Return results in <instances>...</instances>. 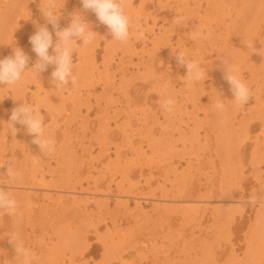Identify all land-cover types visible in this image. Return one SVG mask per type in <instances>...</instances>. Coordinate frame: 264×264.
I'll use <instances>...</instances> for the list:
<instances>
[{
  "label": "bare ground",
  "instance_id": "bare-ground-1",
  "mask_svg": "<svg viewBox=\"0 0 264 264\" xmlns=\"http://www.w3.org/2000/svg\"><path fill=\"white\" fill-rule=\"evenodd\" d=\"M41 2L42 0H0L1 59L5 53L12 54L13 47H20L29 56L31 62H29L28 67H32L36 63L38 57L36 55L32 57L29 46L23 45L25 41H29L30 36L36 31L37 24L45 25L47 23L41 15L40 6H44ZM69 3H72L74 7L73 12L82 9L80 0H58V7L63 8L59 21L60 26L67 27L70 23L72 12L69 13L70 15L66 13ZM33 4H35V7L32 8ZM205 4L206 7H204ZM219 6H234L236 8L232 14L228 13L217 20L214 11ZM126 10L132 22L130 37L124 43L111 39V44L109 42L106 44L107 46L105 45L107 47L105 50V64L113 61V54H116V56L120 54V59L119 62L117 61L119 65L109 64V68L103 72L101 78L96 76V69L99 67L96 65L97 59L95 58L94 49L98 47L101 41L108 42L107 38H112V36L107 27L99 23L94 13L85 11L83 13L85 20L90 23L94 31L98 29V32L96 31V40L93 44L84 45V48L74 47L73 55L78 54L79 56L77 65L73 64V75L76 77L74 86L69 83L68 86L57 89L51 80V72L54 66H49L46 71L40 74L29 68L24 73H27L26 76L19 81L17 86H8L12 88L11 98L15 101V104L25 101L28 85L34 84L36 86L37 90L32 93L31 104L35 102L33 105L45 110V115H42L44 121L51 118V122L45 125V132L54 141V153L49 155L41 152L39 147L32 143L33 136L27 133L24 126L17 124L18 131L16 135L13 136L10 133L11 126L4 120L6 111L3 110L6 100H3V98L8 96L4 92L2 93L0 89V187L21 189V191H10L18 202L19 215L12 217L0 215V232L4 230L11 231L12 229L21 235L25 245L32 251L31 264H45L49 257L39 256V254L46 253V249L51 243L48 240L52 238H58L56 242L53 241L55 244L63 239L62 243L66 240L67 244H80V246L85 247L83 252H77L78 258H81L80 263L76 260L77 264H96V260L103 257L104 254L102 252L97 257L89 256L90 250L95 247L94 245L93 247L89 246V235L93 229L96 234L100 233L99 228L104 220H108L107 217L111 218L113 225H123V220H128L127 222L132 227H137L138 230H141L142 227L143 230L148 229L146 232L143 231L142 236L153 233L160 226V232H163L161 238L175 242L174 238L179 237L180 241L186 244L183 256L177 259L165 255L166 257L162 261L156 259L154 264H170L171 261H173V264L181 261L183 264L188 261H193V264H217L218 261L223 260L229 254L233 257L239 254L251 257V252L258 248H262L264 251V223L260 225L257 220L259 226L254 224L253 233L248 236L243 227L247 222L251 221L252 223V217L247 215L245 210L242 211V204H240L250 198V193L248 192V194L245 188L246 184L251 183L248 176L245 177L247 167L257 172H249L255 178L252 189L255 188V185L264 181V177L262 178V175H260L263 170H261V167H264V151H262L264 142L259 140L254 146H249L244 142L245 144L243 143L239 148L237 146V148H233L229 144V134L238 138L234 135L238 134L234 129L236 128V116L238 114L235 109L242 104L233 100V94L224 79L226 69H231L234 66L232 61L241 65H235L234 68L238 67L239 69L241 67L242 70L247 68L251 72L256 69L257 65L253 61L252 51L246 48L244 40L255 41V38H257L263 42L262 33L260 34L258 30L260 24L264 21V0H244L240 2L237 0H127ZM209 10L210 14L207 13ZM34 11L35 19L32 18ZM205 11L208 16L206 14L202 15ZM236 15L237 17H234ZM180 16L185 17L186 23L178 26L174 21V17ZM225 20L230 23L226 25ZM23 21L24 24L22 25ZM29 25L34 26L31 32L27 29ZM47 26L49 31H52L51 25ZM219 26L224 27H220L218 30ZM184 27L187 30L190 29L188 34L182 32ZM203 30L209 33L205 36V40L202 39ZM157 31L159 32L157 33ZM243 32H246V34L240 37ZM53 35L55 42L54 32ZM150 35L156 37L150 39V42L146 44ZM12 37L15 38L14 44L10 42ZM189 38L195 39L196 48L199 49V54L197 50V52L194 50L196 52L195 56H191V58L197 61L202 69V66L211 64L210 70L203 69L205 71V81L192 82L188 80L186 74L180 73L181 66L177 64L175 59L173 45L182 48V46L187 45ZM137 41L144 43L142 50H139L136 45ZM114 44L117 46H114ZM150 44L153 46L150 49L154 53L147 50ZM259 45L262 46V49L258 47ZM259 45L257 47L260 50L257 47L256 49L259 50L258 53H262L263 61L261 66L257 68L263 69L264 42ZM163 51L166 52L167 62L162 63L160 61L159 66L166 67L165 70L164 68L158 70V56L161 53L159 55L157 53ZM49 52L52 54L51 49H49ZM185 55L190 60V56L186 53ZM213 55H217V59H214ZM147 57L148 59H146ZM146 62L149 63L143 66L146 69L145 72L141 75L140 73L138 75L132 74L131 78H127V74L131 69L140 70ZM169 63L174 69L172 74L168 71V69H171L167 67ZM232 64L233 66H231ZM183 68L186 69V67ZM113 69L119 71L122 77V82L118 85H116L115 78L112 77L111 70ZM236 71L241 72L240 70ZM242 74L244 73L242 72ZM209 80L211 83L207 84ZM251 80L253 79L251 78ZM101 81L104 84V97L102 99L111 101L117 98L118 102V98H120L123 108L119 111L116 110V113L114 111V115L107 112L108 110L105 111L103 119H98L99 129L96 138L102 139L104 143L109 137L113 136L114 132L110 125L115 124L116 127L114 128L120 134L117 137V142L111 141L110 145L115 147L117 161L124 159L126 152L131 151L140 158L135 167L131 169L133 171L121 170L122 178L118 183L117 176L120 170L117 173L112 172L109 176H103V174H100V172L103 173V170H98L95 167L96 160L99 161L101 158H96L95 161L91 158L89 161L83 159L81 160V166L76 165L78 162L75 163V161L78 160L80 154L74 153L73 149L68 147L67 142L72 139L70 137L72 132L67 126L69 124L65 122L67 125L65 124L63 127L59 122V118H62L65 113L68 114V109H72L71 114H73L74 120H79L80 117L84 116L80 121V126H78V134L82 133V136H80L83 138L85 133L92 131L90 129L91 120H83L86 119L87 114L83 115L80 110L86 106L90 110L93 109V107L90 108V100L94 96L92 90H95L96 82L101 83ZM82 83H85L83 84L84 89ZM180 83L182 85L177 89ZM51 86L53 88L49 89ZM262 87L261 89H263ZM250 90L252 91L253 88ZM255 90H257L256 87ZM82 91H86L85 96ZM258 91L260 90L258 89ZM263 91L257 93L253 90L251 94L254 95L255 104L251 106L257 105L256 111H250L249 113L245 111L241 121L238 120L239 124H243L242 127L246 132H251L252 126L259 121L261 124L260 130L264 133ZM102 99H100V102ZM166 99L175 101V107L171 112H167L161 107ZM204 99L208 100L204 101ZM220 99L224 100L225 108L223 111H217L214 107L213 102ZM110 103L112 102H109V106ZM78 110L79 113L77 114ZM201 112L206 116L200 117ZM257 112H260L259 115H257ZM162 116L163 120H161ZM255 116L256 120L258 119L256 122L253 121ZM71 122L73 121L69 123ZM74 122L76 123V121ZM231 126L232 130L229 133L227 128ZM255 127H257V124ZM236 129L238 131V128ZM188 131L189 133H187ZM222 132L226 135L224 138V134L221 135ZM78 134L77 136H79ZM176 134L178 137H175ZM157 135H160V137H157ZM212 136H215L216 140L214 145H211L214 141ZM60 137L63 139L61 140ZM9 139L12 141L10 143L11 147L8 144ZM82 140L84 141V138ZM234 140L236 142V139ZM179 145L182 148L179 149ZM249 147L251 151L249 152L250 162L248 165L244 163L246 161L244 156L246 155V148ZM107 149L109 151L108 146ZM82 150L83 152L86 151L88 156L91 157L90 148L83 147ZM108 151L105 148L103 149V166L107 157L109 160L108 155L110 153ZM147 152L164 154V162L155 165L151 159H147ZM7 154L11 155L10 159H5ZM73 154H76L77 157ZM142 158L143 161H141ZM65 159L68 160L67 165H65ZM7 160L12 162V168L21 174L20 180H11L6 175ZM27 162H32V166L36 165L38 169L27 168ZM54 162L56 163L55 168L52 165ZM183 163H186V168L181 170ZM64 166H69V169L65 172L63 171ZM20 167H22V170H20ZM94 172H98V176L93 175ZM217 179L220 180L218 184ZM99 184H103V191L98 189ZM112 184H116L117 188V194L114 198L115 206L124 207L125 212L120 210L108 211L111 199H107V196L112 192ZM98 190L106 196L104 199L96 195L99 192ZM52 191L58 193L53 195L51 194ZM62 193H69L71 196L67 195V197ZM253 198L258 200L260 197L254 195ZM213 200L224 201L227 204L232 202L234 205L222 204L216 207L218 203L211 205ZM192 201L203 203V205H200L197 209L191 207L189 210L186 205ZM258 201L264 203L263 200ZM171 202H176L177 205H168ZM91 203L98 204L96 213H98V216H103V219L98 220L96 216L91 215L95 213L93 209V211L90 209ZM148 204L152 205L153 213L145 210V205ZM131 205H134L132 213L129 210ZM103 208H105L106 213H103ZM34 211L39 216L45 214L47 217L40 221L37 217H33ZM237 211L242 214V217H236ZM261 212V206H257L256 213L261 214ZM262 217L264 218V214L261 215V219ZM210 221L211 223H209ZM153 223L154 226L152 227ZM187 226L190 227V233L185 231ZM37 229L44 233L41 237L31 239L26 230H31L34 233ZM65 229H68L69 236L64 238L66 232L64 234L62 232ZM119 229L122 230L118 231L117 229L116 233L122 232L124 228ZM50 231H53V237L48 234ZM239 234L240 236H238ZM105 238H97L98 246L96 245V249L100 248L102 250L103 248L107 252L109 243L104 241ZM142 240H140L141 243ZM140 242H137L135 246L137 250L140 247ZM69 244L67 247H69ZM135 248L126 251L119 248L123 252L119 251V263L125 264L127 262L126 258H134L133 264H142L143 257L140 253H137ZM132 249L135 251H131ZM200 249L207 253L206 263H201V260L198 259L197 254ZM60 253V256H53L49 263L65 264L66 259L63 261L61 258L62 252ZM134 253L137 254L134 256ZM15 256L14 249L10 253L6 252L4 259H0V264H20L18 260H15ZM124 256L126 257L124 258ZM76 258H73L74 263ZM66 264H73V262ZM249 264H253V262L249 261ZM255 264H264V260H258Z\"/></svg>",
  "mask_w": 264,
  "mask_h": 264
},
{
  "label": "rangeland",
  "instance_id": "rangeland-1",
  "mask_svg": "<svg viewBox=\"0 0 264 264\" xmlns=\"http://www.w3.org/2000/svg\"><path fill=\"white\" fill-rule=\"evenodd\" d=\"M237 1H244V0H237ZM38 2V1H37ZM39 4H40V2H38ZM156 4H157V2H156ZM245 4V3H244ZM32 6V5H31ZM207 5L205 4V6L204 7H206ZM33 7H35V4H33V6H32V8ZM68 10L66 11V13L67 14H69V13H71V12H73V5H72V3H69V5H68ZM236 7H234V6H231V7H225V6H219V8H217V9H215V15L217 16L216 18H217V20H220L221 18H222V16H226L228 13L229 14H232L233 12H234V9H235ZM264 12V11H263ZM207 13H211L210 12V10L207 12ZM206 14V11L205 12H203V14L202 15H205ZM70 15V14H69ZM206 16H208L207 14H206ZM234 17H237V15L236 16H234ZM32 18L33 19H35L36 18V16H35V11H34V13L32 14ZM259 21H261V20H259ZM262 22V21H261ZM197 23V22H196ZM225 23H226V25L228 24V23H230L229 21H227V20H225ZM22 25L24 24V21L21 23ZM198 24V23H197ZM256 24V23H255ZM158 25H160V24H158ZM257 26V25H256ZM256 26H254V27H256ZM220 27L221 28H223L224 26H219L217 29L219 30L220 29ZM253 27V28H254ZM34 28V26L32 27V25H29V26H27V29L31 32V29H33ZM60 28L62 29V28H64V25L63 26H60ZM261 29H263V30H261ZM24 30L26 31V29L24 28ZM182 32L183 33H186V34H188V32H190V29H186V27H184V28H182ZM187 30V31H186ZM95 31H97L98 32V29H96ZM259 32H260V34L262 33V39H264V21H263V23H261L260 24V27H259V30H258ZM140 32H141V30H140ZM159 31H157V33H158ZM203 34L204 35H202V39L203 40H205L204 38H205V36H207L209 33L206 31V30H203ZM246 34V32H243V34L241 33L240 34V37H242V36H244ZM237 35V34H236ZM204 36V37H203ZM154 37H156L155 35H150V37H148L149 39L146 41V44L147 43H149L150 42V39L152 40ZM53 38H54V35H53ZM108 39V42L106 41V42H103V41H101L100 43H99V45H98V47H96L95 49H94V51H95V58L97 59V63H96V65H97V67H99L98 69H96V76H97V78H101V75L103 74V72L104 71H106L108 68H109V66L111 65V63H113L115 66L116 65H119L118 64V62H119V59H120V54H119V56H116V54H113V57H114V59H113V61H111L110 63H107L106 62V64H105V60H106V58H105V50L107 49V43H109V44H111V37H108L107 38ZM256 39L257 38H255V42L257 43V45L255 46V47H257L259 44H261V43H263L264 42V40H263V42H261L260 40H258L257 39V41H256ZM15 41V38H11V43L12 44H14L13 42ZM259 42H261V43H259ZM78 43H82V41H80V42H78ZM173 43H175V41H173ZM255 43V44H256ZM4 45V44H3ZM26 45H28L29 46V49H30V54H31V56L33 57L34 55H36L33 51H32V46H31V44H30V42L28 41H25V44L23 45V46H26ZM106 45V46H105ZM137 46H138V48H139V50H142L143 48H144V43H142V41H137V44H136ZM79 48H84V45H77ZM105 46V47H104ZM114 46H117V45H115L114 44ZM174 46V48H175V55L174 56H176V54H177V52L178 53H183L184 55H185V53L186 54H188V56H190V60H194L193 58H191V56L193 57V56H195V53L199 50H197V48H196V45H195V39L194 38H189V40H187V45H185L184 47L182 46V48L181 47H179L178 45H173ZM177 46H178V48H177ZM153 46L150 44V46L148 47L149 49L150 48H152ZM194 49H193V48ZM260 49H262V46L261 45H259L258 46ZM257 47V48H258ZM147 48V50L151 53V52H153L154 53V51H152V49H148ZM185 48H187L186 50H185ZM258 48V49H259ZM181 49H182V51H181ZM258 49H256V50H254V51H252V54H253V61H254V63L257 65L256 66V69L254 70V71H250V69H244V70H242V68L241 67H239V69H238V67L237 68H234V67H236V66H241V65H238L237 63H234V61H232V63L234 64V66H233V64L231 65V66H233V67H231V69L230 70H234V72L236 71V70H240L241 72H238V71H236L235 72V74L237 75V74H241L240 76H239V78L243 81V79H244V81L243 82H246V84L247 83H249V84H247V86H248V88H249V90L251 89V88H253V90L255 91V92H260V91H263L264 90V68L263 69H260V68H257V67H260L261 66V64H262V53H258V51L260 50H258ZM189 50V51H188ZM196 52H195V51ZM204 50V49H203ZM185 52V53H184ZM215 52V51H214ZM161 53V54H160ZM198 54H199V51L197 52ZM159 56H158V60H159V62H158V66H159V63H160V61L163 63V62H165L166 61V52H159V53H157ZM255 54V55H254ZM8 55H10V54H7V53H5V55L2 57V58H4V57H6V56H8ZM162 55V56H161ZM164 56V57H163ZM186 56V55H185ZM214 57V59H217V55H213ZM107 57H108V53H107ZM238 57H241V56H238ZM259 57V58H258ZM105 58V59H104ZM163 58V59H162ZM1 59V58H0ZM117 59V60H116ZM146 59H148V57L146 58ZM175 59H176V57H175ZM118 61V62H117ZM29 62H31V61H29ZM77 62H79V56H78V54H75V55H73V64L74 65H77ZM135 62H137V60H135ZM167 62V61H166ZM165 62V63H166ZM149 63V62H148ZM147 62H146V64H144V65H142L141 67L142 68H140V70H138V69H131V71L129 72V74H127V78H131V75L133 74V75H138L139 73H140V75L143 73V72H145L146 71V69L143 67V66H146L147 64H148ZM220 63H222L221 61H220ZM253 63V62H252ZM253 63V64H254ZM105 64V65H104ZM110 64V65H109ZM254 64V65H255ZM236 65V66H235ZM33 66V65H32ZM106 66V67H105ZM157 66V69L158 70H161V68H162V70H163V68H164V70H165V67L166 66H163V67H161V66H159L158 67ZM167 67H169V68H171V69H168V71L172 74V71L174 70L173 68H172V65H170V63L167 65ZM203 67V69H205L206 68V70L208 69V70H210V68H211V64H206L205 66H202ZM218 67V66H217ZM29 70V69H28ZM187 69H184L183 68V66H181V68H180V73L181 74H187V71H186ZM246 70V71H245ZM116 70H111V72H112V77H114L115 78V80H116V85H118L119 83H121L122 82V77L120 76L121 74H120V72L119 71H116ZM186 71V72H185ZM119 72V73H118ZM242 72L244 73V74H242ZM101 73V74H100ZM115 73H117V74H115ZM27 74V73H26ZM26 74H23L24 76H22V78L23 77H25L26 76ZM120 76V77H119ZM185 76V75H184ZM244 76V77H243ZM116 77H118V78H116ZM251 78L253 79V80H251ZM258 80H257V79ZM108 79H110L109 77H108ZM142 80H143V78H141ZM255 79V80H254ZM247 80V81H246ZM98 81V80H97ZM103 81H101V83H99V82H96V86H95V90H92V93H93V95L94 96H92L91 97V100H90V102H91V109H92V107H93V109L92 110H90L89 109V107H82L81 108V112H82V114L83 115H85V114H87V116H86V119H83V120H88V121H90L91 120V122H92V124H90V126H91V130L92 131H88V133H85V136H83V138H84V141L82 140L83 138L81 137L82 136V133H79L78 134V126H80V121H82L81 119L84 117V116H82V117H80V119L79 120H74L75 118H74V116H73V114H71L72 113V109H68V114L67 113H65V114H63V116H62V118H59V122L63 125V127H64V125L66 124V123H68L69 125H67V126H69L68 128L70 129V131L72 132V135L70 134V137L72 138V139H70V140H68V144H69V148L70 149H73V151H74V153H78V160L76 159V161H75V163H77L76 165H79V166H81L80 164H81V160H85V161H89L90 160V158H91V160L93 159H96V158H101V160H96V163H95V167L96 168H98V170H103V173L102 172H100V174L102 175L103 174V176H109L112 172H114V173H117L119 170H120V172H119V175L117 176V183L121 180V178H122V172H121V170H123V171H125L126 169L128 170V171H133V170H131V169H133L134 167H135V164H136V162L138 161V160H140V158L138 157V156H136V154L135 153H133L132 151L131 152H126L127 154L125 155V157H124V159H120V161H117V159H116V156H115V147L113 146V145H110V143H111V141L112 142H117V137H119V134H120V132H116V130H115V128L114 127H116V125L115 124H111L110 126H111V129L113 130V136L112 137H109V139L108 140H106V141H104V143H103V140L102 139H98V137L96 138V134L98 133L97 131H98V129H99V125H98V119L100 118V120H102L103 119V115L106 113L105 111H107V112H110L111 113V115H114V111H115V113H116V110H121V108H123L122 106H121V103L122 102H120L121 101V99L120 98H118V102H117V98L116 99H113V100H111V101H108L109 99H105V100H103L102 98L104 97V95H103V83H102ZM211 83V81L209 80V81H207V84H210ZM19 83V82H18ZM18 83L16 84V85H14V87L15 86H17L18 85ZM83 84H85V83H82V88L84 89V87H83ZM258 86H257V85ZM182 84L180 83L179 84V86L177 87V89L181 86ZM263 86V87H262ZM255 87H256V89L257 90H255ZM261 87L263 88V89H261ZM51 88H53L52 86L51 87H49V89H51ZM0 89H1V91H2V93L4 92L5 94H7V96L8 97H5V98H3V100H5V105H4V108H3V110L4 111H6V114L4 115L5 117H4V120L6 121V123L8 122V120H9V117H10V114H11V111H12V109L13 108H15V107H17L19 104H21V103H23L24 101H21V103H18V104H15V101H13L12 100V98H11V95H12V88H10V87H8V86H6V85H0ZM258 89L260 90V91H258ZM31 90V91H30ZM36 86L33 84V85H28V88H27V97H26V99H25V103H32V97H33V92H36ZM75 90V89H74ZM253 90L250 92V97H249V100H248V102L247 103H243L242 105H239V107L237 108V109H235L234 111L235 112H237L238 114H237V116H236V128H238V131H237V129L236 128H234L235 129V131L238 133L237 135L236 134H234L235 136H238V138H236V137H233L232 135H230L229 134V137H228V141H229V144L233 147V148H239L240 147V145H242L244 142H246L249 146H254V144H256L259 140L261 141V142H264V133H262L261 132V124H260V122L258 121V119L256 120V116H255V120H253V121H258L257 123H255L253 126H252V128H251V132H246L245 130H244V128L242 127L243 126V124H239L238 123V120L239 121H241V119L244 117V112L246 111V113H249L250 111H252V112H255L256 111V106H254V107H252L251 105H254L255 104V98H254V95L253 94H251L252 92H253ZM82 92H84V96L86 95V91H82ZM68 94V93H67ZM263 94H264V91H263ZM103 95V96H102ZM205 95H206V93H205ZM99 96V97H98ZM101 97V98H100ZM108 98V97H107ZM111 98V97H110ZM100 99H102V101L100 102ZM208 99H204V101H207ZM109 102H112V103H110V106H109ZM120 102V103H119ZM35 103V102H34ZM33 103V104H34ZM98 104V105H97ZM118 104V105H117ZM57 105V104H56ZM245 105V106H244ZM99 106V107H98ZM241 106V107H240ZM114 107V108H113ZM105 110H104V109ZM107 108V109H106ZM243 108V109H242ZM258 108V107H257ZM112 109V110H111ZM71 110V111H70ZM83 110V111H82ZM87 110H89V111H87ZM238 110V111H237ZM87 111V112H86ZM98 111H100V112H97ZM112 111V112H111ZM241 113H240V112ZM41 113H42V115H45V110H41ZM79 113V110L77 111V114ZM113 113V114H112ZM258 113H260V112H257V115H259ZM89 114V115H88ZM201 115H200V117H205L206 116V114H202V112L200 113ZM3 115V114H2ZM73 118H71V117ZM99 116V117H98ZM91 117V118H90ZM97 118V120H96V118ZM78 118H79V116H78ZM77 118V119H78ZM90 118V119H89ZM240 118V119H239ZM7 119V120H6ZM164 118H163V116L161 117V120H163ZM73 121V122H71V123H69L70 121ZM74 121H76V123L74 122ZM51 122V118H48V120H46V121H44V124L45 125H47V124H49ZM66 122V123H65ZM47 123V124H46ZM74 124H76V125H74ZM79 124V125H78ZM257 124V127H255V125ZM72 125V126H71ZM97 125V126H96ZM71 127V128H70ZM77 127V128H76ZM242 127V128H241ZM96 129V130H95ZM104 129V128H103ZM233 129V130H234ZM242 129V130H241ZM227 130L229 131V133L231 132V130H232V126L231 127H229V128H227ZM240 130V131H239ZM224 131H226V130H224ZM70 132V133H71ZM102 134H103V132H101ZM187 133H189V131L187 132ZM77 134L79 135V136H77ZM92 134V135H91ZM203 134V133H202ZM224 134V135H223ZM242 134V135H241ZM249 134V135H248ZM81 135V136H80ZM221 135H223V138L226 136L225 135V133L224 132H222L221 133ZM77 136V137H76ZM93 136V137H92ZM219 136H220V134H219ZM233 138H232V137ZM74 137H76V138H74ZM81 137V138H80ZM87 137V138H86ZM157 137H160V135H157ZM175 137H178V135L176 134L175 135ZM212 138H214V141L211 143V145H214V143H215V136H212ZM232 140H231V139ZM11 139H12V136H11ZM11 139H9L8 140V144L10 145V147L12 146L10 143L12 142L11 141ZM60 139L62 140L63 138H61L60 137ZM76 139V140H75ZM77 139H80L79 141L77 140ZM87 139V140H86ZM92 139V140H91ZM94 139V140H93ZM234 139H236V142H235V140ZM232 142H231V141ZM234 140V141H233ZM249 140V141H248ZM248 141V142H247ZM83 142V143H82ZM95 142H97L96 143V145H95ZM90 143H92V144H90ZM232 143H235V144H232ZM82 144V145H81ZM99 144V145H98ZM229 144H227V145H229ZM245 144V143H244ZM76 145V146H75ZM80 145V146H79ZM86 145V146H85ZM89 145V146H88ZM230 145H229V147H230ZM59 146H61V144H59ZM93 146H95V147H93ZM102 146V147H101ZM107 146H108V148H109V151H108V149H107ZM235 146V147H234ZM237 146V147H236ZM9 147V148H10ZM58 147V146H57ZM83 147H88V148H90V151H91V157H89L88 156V154L86 153V151L85 152H83V150H82V148ZM100 148V149H99ZM105 148V150H107L110 154L108 155L109 156V160L106 158L105 160H104V166H103V149ZM180 148H182V146L181 145H179V149ZM251 148L249 147V148H246V155L244 156V158L246 159V161L244 162V163H247L248 165H249V162H250V155H249V152L251 151L250 150ZM262 151H264V149L262 150ZM85 153V154H84ZM59 154H60V152H59ZM71 154V153H70ZM69 155V154H68ZM67 155V156H68ZM82 155V156H81ZM73 156H75V157H77V155L76 154H73ZM75 157H74V159H75ZM94 157V158H93ZM164 157H165V155L164 154H162V153H159V154H151V153H148L147 152V159H151V161L155 164V165H160V164H162L164 161H163V159H164ZM11 158V155L10 154H7V156H6V158L5 159H10ZM86 158V159H85ZM144 159L142 158V160L141 161H143ZM65 165H67L68 164V160L67 159H65ZM95 161V160H94ZM98 161V162H97ZM101 161V162H100ZM32 162H27V168H29V169H31V168H35V169H38V167L35 165V166H32ZM53 167L55 168L56 167V163L54 162L53 164ZM7 166H11L12 167V162H9V160H7L6 161V168H7ZM85 168H87V167H85ZM183 168H186V163H183L182 165H181V170L183 169ZM69 169V166H64V169H63V171L65 172L66 170H68ZM263 169V170H262ZM19 170V169H18ZM20 170H22V167H20ZM126 170V171H127ZM253 169H250V168H246V170H245V177L246 176H248V179L249 180H251V183H249V184H246L245 185V188H246V190H247V193L250 195V198L248 199V200H245L244 201V203H240V204H242V211L243 210H245L246 211V213H247V215H250L251 217H252V223H251V221L250 222H247V224L246 225H244V227L243 228H245V230L247 231V233H248V236H250V233H253V229H254V224H256L257 226H259V224H257L258 223V221H259V223H260V225H262L263 223H264V218L262 217V219H261V215L262 214H264L263 213V210H264V203H260L258 200H263L264 201V181L261 183V184H257V185H255V188L254 189H252V186H254L253 184H254V176H253V174H249V172H252V173H257L256 171H252ZM262 170V171H261ZM261 174L260 175H262V178L264 177V167H261ZM259 172V171H258ZM263 172V173H262ZM95 173V174H94ZM93 173V175H96V176H98V172H94ZM241 176H243V175H241ZM250 177V178H249ZM50 179V178H49ZM264 179V178H263ZM220 180L219 179H217V184H218V182H219ZM103 183V182H102ZM126 183V182H125ZM101 184V183H100ZM99 184V185H100ZM103 185V184H102ZM102 185H100V187L98 186V189L99 190H101V191H103V186ZM113 186H112V192H110V194L107 196L108 198L107 199H111V203H110V206H109V209H108V211L109 212H113V211H118V210H120V211H123V212H125L126 210L124 209V207H116L115 206V195L117 194V188H116V184H112ZM86 186H88V185H86ZM95 186V185H94ZM127 186V185H126ZM3 188H5V189H7L8 191H21V189H18V188H12V187H6V186H2ZM93 187V186H92ZM98 190V191H99ZM101 191H99L96 195L97 196H99V198L100 197H102L103 199L106 197V196H104L103 195V192L101 193ZM56 193H58L57 191H52L51 192V194H56ZM109 193V192H108ZM253 193V194H252ZM62 194H64L65 196H71V195H69V193H62ZM254 195H256V196H258V197H260L258 200L257 199H254L253 198V196ZM67 196V197H68ZM81 198V197H80ZM219 198V197H218ZM217 199V198H216ZM114 200V201H113ZM219 200H213V201H211V205H216L217 203V206L216 207H218V205H222V204H225V205H234V203H230V202H228V204H227V202H224V201H219ZM41 203V202H40ZM177 205V203L176 202H171V203H168V205ZM202 206L203 205V203H199V202H194V201H192V202H189L186 206H188L189 207V210L191 209V207H193L194 209H197L199 206ZM235 205H237L236 203H235ZM97 206H98V204H93V203H91V205H90V209L92 210H94V212L95 213H93V214H91L93 217H95L96 216V218L99 220V219H103V216H98V213H96L97 212ZM257 206H261V208H262V212H261V214L260 213H256V208H257ZM132 209H134V205H131L130 206V212L132 211ZM92 210V211H93ZM145 210L146 211H149V212H151V213H153V211H152V205H145ZM103 213H106V210H105V208H103ZM132 213V212H131ZM4 217H7V215L6 216H4ZM33 217H37V219H39L40 221H43L47 216H45V214H42V216H39L38 215V213L36 212V211H34V213H33ZM39 217V218H38ZM156 217V216H155ZM236 217H242V214L241 213H239L238 211L236 212ZM54 218V217H53ZM95 218V219H96ZM107 219L108 220H104V221H106V222H104L103 221V223L101 224V227L99 228L100 229V231L102 232H100V233H98V234H96L95 232H94V229L92 230V233L89 235V238H90V242H89V246H92L93 247V245L95 246V247H93L91 250H90V254H89V256H93V257H97L98 255H100V253L102 254V252H103V257H100V258H98L97 260H96V264H121V263H119V258H118V256H119V251H121L122 252V250H119V248L120 249H123V251L125 250H128V249H131V248H135V246L137 245V242H140V240H142V238H144L145 237V239H143L142 240V243L140 244V247L138 248V250H137V253H140V255L143 257V261H142V264H154V262H155V260L156 259H161V261L164 259V257H166V256H168V257H172V258H179L180 256H183V253H184V251H185V249H184V246L186 245V244H184L182 241H180L181 239L179 238V237H175L174 238V240H175V242H170V241H168V240H164L163 238H161V233H163V232H160V230H161V227L160 226H158L154 231H153V233H149V234H144L143 236H142V233H144L143 231H147L148 229H145V230H143V227H142V229L141 230H138V228L137 227H132L131 225H130V223L129 222H127V221H125V220H123L124 221V223H123V221H121L122 223H123V225H119V224H116V225H113L112 223H111V218H109V217H107ZM239 219V218H238ZM258 220V221H257ZM209 223H211V221L209 222ZM250 223V224H249ZM105 224V225H104ZM109 224V225H108ZM251 224H253V225H251ZM119 225V226H118ZM115 226V227H114ZM118 228H117V227ZM146 226V225H145ZM152 227L154 226V223L151 225ZM113 228V229H112ZM119 228H124L123 229V231L122 232H120V233H116L117 232V229H118V231L119 230H122V229H119ZM11 231H13L12 229H11ZM11 231H8V230H4L3 232H0V259H4V254L6 253V252H8V253H10V251L11 250H13L14 248H13V246L9 243V241H8V238H7V234L9 233V232H11ZM68 231V229H65L63 232H62V234H64L65 232V234H64V238L66 237V236H69V233L67 232ZM185 231H186V233H190V227L189 226H187L186 228H185ZM26 232H27V234L29 235V237L31 238V239H34V237H41L42 236V233H44V232H42L40 229H37V230H35V232L33 233L31 230H26ZM55 233V232H54ZM106 234V236H105V234ZM156 233V234H155ZM197 234H200L199 232H196ZM48 234H51V236L53 235V231H50V232H48ZM82 234V233H81ZM85 234H87L86 232H85ZM236 235V234H235ZM242 235V234H241ZM160 236V237H159ZM231 236H232V234H231ZM238 236H240V234L238 235ZM246 236V235H245ZM53 237V236H52ZM56 237V236H55ZM105 238V242L106 243H109V247H108V250H107V252L106 251H104L103 250V248H102V250H100V248L98 249H96V247L98 246L97 245V238ZM189 237V236H188ZM58 238H52L51 240H48V242H51V243H49V247L46 249V253L45 254H43V253H40L39 254V256H47V257H49V259L45 262V264H50L49 263V261L51 260V258L53 257V256H60V252H62V255H61V258L63 259V261L65 260V264L66 263H70V262H73V264H77L76 263V260L77 261H79V260H81V258L79 257L78 258V253L77 252H83L84 251V249H85V247L84 246H80V244H78V245H76V244H69V247H67L68 246V244H67V241L66 240H64L63 241V243H62V240L58 243V244H55V243H53V241H55L56 242V240H57ZM99 240V239H98ZM114 244H113V243ZM87 243V242H86ZM92 243V244H91ZM33 244V243H32ZM97 245V246H96ZM100 245V244H99ZM32 246V245H31ZM71 246V247H70ZM38 250V249H37ZM253 250V249H252ZM131 251H135V250H131ZM66 252V253H65ZM105 252V253H104ZM123 253V252H122ZM136 253V254H137ZM64 254H65V256H67V257H65L64 256ZM74 254V255H73ZM135 253H134V256L136 255ZM251 254H252V256L251 257H246V256H244L243 254H239V255H237V256H232L231 254H229V255H227V256H225V258L223 259V260H221V261H218L217 262V264H241V263H243V264H249V261H252L253 262V264H255L258 260H264V251H263V249L262 248H258L257 250H254V251H252L251 252ZM78 255V256H77ZM121 255V254H120ZM166 255V256H165ZM194 255V254H193ZM197 256H198V259H200L201 260V263H206L207 262V253L204 251V250H202V249H200V251L198 252V254H197ZM74 257H77L76 259H74L75 260V263H74V261H73V258ZM120 257V256H119ZM126 256H124V258H125ZM128 257V256H127ZM71 259V260H70ZM83 259V258H82ZM127 260V262L125 263V264H133V260H134V258L133 259H131V258H126ZM194 259H195V256H194ZM101 262V263H100ZM78 263H80V261L78 262ZM194 262L193 261H188L187 263H185V264H193ZM170 264H173V261H171L170 262ZM177 264H183L182 263V261L181 262H179V263H177Z\"/></svg>",
  "mask_w": 264,
  "mask_h": 264
},
{
  "label": "clouds",
  "instance_id": "clouds-1",
  "mask_svg": "<svg viewBox=\"0 0 264 264\" xmlns=\"http://www.w3.org/2000/svg\"><path fill=\"white\" fill-rule=\"evenodd\" d=\"M41 3L44 4L43 7L40 6L41 15L47 23L45 25L37 24L36 31L29 38L32 51L38 59L32 67H28L29 56L22 48L13 47L12 54L0 59V85H16L29 68L40 74L46 71L49 66H54L51 80L55 87L61 89L68 86L69 83L74 86L76 84V77L73 75L74 47L93 44L97 35V32L84 18L85 11L95 14L99 23L107 27L112 39L124 43L130 37L132 22L126 10L127 0H80L82 9L72 12L69 25L62 29L59 21L63 8L58 7V0H42ZM174 21L178 26L186 23L185 17L182 16L174 17ZM47 25H51L52 31H49ZM53 32L56 37L55 42ZM78 41H82V43H78ZM244 44L249 51L256 49L254 40L245 39ZM49 49L52 50V54ZM176 61L179 66L186 67V77L189 81L206 80L205 71L197 61L188 60L183 53L176 54ZM224 79L233 94V100L240 104L247 103L250 90L234 70L226 69ZM213 103L217 111H223L225 108L223 99ZM161 107L165 111L171 112L175 107V101L166 99ZM8 123L13 136L18 131L17 124L24 126L27 133L33 136L32 143L36 144L41 152L49 155L54 153V141L46 135L44 118L37 105L25 103V101L19 104L12 109ZM6 175L14 181L21 179V174L11 166H7ZM0 215L9 217L19 215L16 198L3 187H0ZM6 236L14 248L15 260H18L20 264H31L32 251L25 245L21 235L16 231H11Z\"/></svg>",
  "mask_w": 264,
  "mask_h": 264
}]
</instances>
